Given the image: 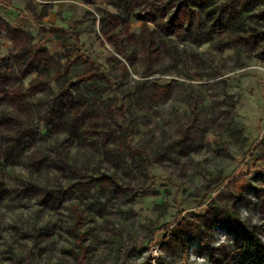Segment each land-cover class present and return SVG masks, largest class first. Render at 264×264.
I'll return each mask as SVG.
<instances>
[{
  "label": "rangeland",
  "instance_id": "374dc122",
  "mask_svg": "<svg viewBox=\"0 0 264 264\" xmlns=\"http://www.w3.org/2000/svg\"><path fill=\"white\" fill-rule=\"evenodd\" d=\"M264 245V0H0V264H234Z\"/></svg>",
  "mask_w": 264,
  "mask_h": 264
},
{
  "label": "trees",
  "instance_id": "16d2710c",
  "mask_svg": "<svg viewBox=\"0 0 264 264\" xmlns=\"http://www.w3.org/2000/svg\"><path fill=\"white\" fill-rule=\"evenodd\" d=\"M234 264H264V245L255 234L244 236Z\"/></svg>",
  "mask_w": 264,
  "mask_h": 264
},
{
  "label": "crops",
  "instance_id": "0c3cea01",
  "mask_svg": "<svg viewBox=\"0 0 264 264\" xmlns=\"http://www.w3.org/2000/svg\"><path fill=\"white\" fill-rule=\"evenodd\" d=\"M15 1H19V0H15Z\"/></svg>",
  "mask_w": 264,
  "mask_h": 264
}]
</instances>
